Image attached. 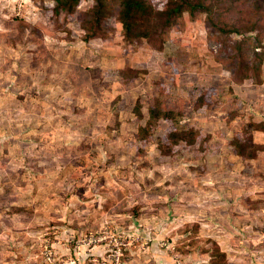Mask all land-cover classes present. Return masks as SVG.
<instances>
[{
  "label": "rangeland",
  "instance_id": "rangeland-1",
  "mask_svg": "<svg viewBox=\"0 0 264 264\" xmlns=\"http://www.w3.org/2000/svg\"><path fill=\"white\" fill-rule=\"evenodd\" d=\"M91 3L67 16L54 0H0V264H216V243L229 264H264V152L245 161L231 143L264 120V82H236L228 60L244 36L186 12L158 51L129 44L113 14L86 41ZM225 3L255 8L245 47L263 51L264 0ZM25 30L43 38V62L35 41H10ZM211 88L213 108H198ZM155 103L207 139L172 156L162 118L143 144Z\"/></svg>",
  "mask_w": 264,
  "mask_h": 264
},
{
  "label": "trees",
  "instance_id": "trees-1",
  "mask_svg": "<svg viewBox=\"0 0 264 264\" xmlns=\"http://www.w3.org/2000/svg\"><path fill=\"white\" fill-rule=\"evenodd\" d=\"M54 1L55 4L51 7L52 14L60 15L65 12L67 16H72L77 12L83 0ZM256 4L260 6L258 2ZM255 7L256 9L260 8ZM253 8L235 7L232 9L227 6L225 0H92L91 5L85 7L82 11L80 26L85 30L84 39L90 41L104 33L107 18L117 14V19L122 25L123 36L129 44H138L146 41L154 49L163 51L166 44V35L179 24L184 13L188 12L192 17L205 13L207 23L221 33L226 35L236 33L244 36L234 44L232 53L229 55L228 60H231L234 66L233 79L238 83H243L250 79L255 83L261 84L264 82V50L256 51L251 56L245 47L249 37L246 34L254 32L257 26V22L251 18L254 12ZM230 10L234 11L237 17L232 16L233 14ZM21 21L26 22L25 20ZM31 31L25 30L23 33L11 38L10 41L15 46H18L22 41H35L36 47L33 49V55L35 61L40 63L46 59L47 49L42 41L43 38L35 35L32 37ZM123 69H120L121 72L131 81H134L141 73L140 69L130 66ZM213 90L211 88V90L207 89L204 91L205 93L201 92L197 98L198 108H213L212 100H207L206 96L207 93H211ZM135 109L141 114L139 101H137ZM182 113L183 111H176L168 107L165 109L164 106L158 103L152 104L149 107V119L146 125L142 126L139 136L141 139L144 138L142 143L146 144L152 140L156 126L162 118L170 123V127L163 135L160 146L163 149L169 147L173 152L172 156H176V151L180 146L199 144L200 137L202 141L207 139L206 135L198 131L194 126L179 127L176 125L177 121H179L178 116ZM250 122L253 125H251L249 130V140L238 132L231 141L234 147V154L245 161L257 158L259 151L264 150V143L258 142L255 137L256 132L264 131V120H253ZM208 251L214 256L216 264H229L226 251L218 243Z\"/></svg>",
  "mask_w": 264,
  "mask_h": 264
},
{
  "label": "crops",
  "instance_id": "crops-1",
  "mask_svg": "<svg viewBox=\"0 0 264 264\" xmlns=\"http://www.w3.org/2000/svg\"><path fill=\"white\" fill-rule=\"evenodd\" d=\"M264 152V150L262 151V153ZM261 153V152H260ZM264 158V157H263ZM264 161V160H263ZM262 169H264V168H262ZM257 175H258V173H256ZM252 199H254V197L252 196ZM256 207V206H255ZM254 211H252V213H254V212H256V213H259V212H257V211H259V209L258 208H255V209H253ZM251 213V212H250Z\"/></svg>",
  "mask_w": 264,
  "mask_h": 264
}]
</instances>
